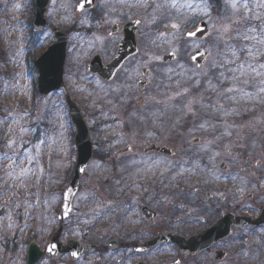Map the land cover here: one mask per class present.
Segmentation results:
<instances>
[{"label": "rangeland", "instance_id": "rangeland-1", "mask_svg": "<svg viewBox=\"0 0 264 264\" xmlns=\"http://www.w3.org/2000/svg\"><path fill=\"white\" fill-rule=\"evenodd\" d=\"M79 1L49 0L47 24L40 33H34L31 26L33 0H0V53L3 55L0 57V122H3L0 123V154L17 151L22 156L36 155L39 162L27 165L25 160V166L32 167L33 172L21 176L19 167H7L9 161L0 158V264H25L29 241L34 240L44 249L58 228L62 192L71 177L76 156L72 141L74 126L65 104L67 96L85 118L94 157L80 181L73 212L63 224L62 242L85 234L89 228L92 232L101 231L103 223L111 221L113 212L122 203L121 184L140 185L136 186V191L141 188L142 192L152 188L157 204H177L182 196L194 204L191 197L199 190L197 180L204 178L208 183L219 180L218 175L222 173L219 163L233 156L234 147L245 146L246 156L255 158H260L263 150L264 96L240 95L231 101L219 95L223 90L218 79L222 69L211 68L210 62L218 59L217 52L223 49V43L217 42L211 25L203 39L184 38L187 31L208 19L199 8L195 11L186 8L177 11L169 6L157 9L156 5L165 4V0H143V3L140 0H94L91 9L76 13ZM185 2L198 5L202 0H178L180 4ZM256 2L250 0L252 4ZM222 7L216 14L211 11L213 19L228 15L230 9L226 0ZM153 16L157 19L150 23ZM131 19L141 20L136 32L137 54L110 83L88 74L85 65L93 55L98 54L104 62L115 52L121 35L109 34L111 26ZM176 22L181 24L182 31L169 28L165 32L166 24ZM55 27L67 32L63 87L41 95L34 88L37 73L31 58L55 42ZM162 32L164 36L160 35ZM233 43L239 46L238 41ZM198 49L209 54L200 69L189 61ZM169 52L176 53L175 60L163 63L161 56ZM157 56L159 60L155 59ZM143 68L152 72L149 76L152 84L143 93L145 104L123 115L124 105L131 96H136V81ZM197 79L201 81L198 86ZM258 79L240 86L255 93L252 85ZM209 80L217 85L215 91L209 87ZM227 86L225 83L224 87ZM184 88L190 90L187 96L168 99ZM193 98L202 100L205 106L198 105L195 116H185L180 106ZM217 104H222L223 110L208 107ZM102 106L106 107L105 111ZM154 121L158 135L147 137L145 132L153 129ZM202 123L206 124L205 129L199 128ZM22 128L28 131L21 132ZM10 138L16 140L13 149L7 147L6 141ZM196 138L198 142H194ZM129 142L134 148L131 154L124 160H114L113 152ZM151 142L170 147L175 156H144L142 149ZM25 147L27 153L23 152ZM93 164L99 167H91ZM39 165L43 166V173L39 172ZM9 185L13 186L10 190ZM103 203L110 207H102ZM107 211L110 216L103 219ZM54 263L49 256H42L37 262Z\"/></svg>", "mask_w": 264, "mask_h": 264}, {"label": "flooded vegetation", "instance_id": "flooded-vegetation-1", "mask_svg": "<svg viewBox=\"0 0 264 264\" xmlns=\"http://www.w3.org/2000/svg\"><path fill=\"white\" fill-rule=\"evenodd\" d=\"M150 86L149 80L143 91L134 92L136 96L124 105L123 115L144 106L143 93ZM140 98L144 101H138ZM232 150L233 156L223 162L219 180H197L199 190L191 197L194 204L183 196L177 204H157L152 188L143 192L139 188L140 193L136 191L140 185L121 184L119 194L124 198L111 221L104 222L99 232L89 228L85 234L69 238L95 248L75 259L60 254L54 264H264V219L258 223L264 211V187L260 186L264 181V142L260 158L247 157L242 146ZM131 151H119L115 158L124 160ZM232 176L243 177L248 185ZM240 187L243 192L238 191ZM105 206L110 207L103 203ZM109 216L107 211L103 219ZM240 216L246 219L238 222Z\"/></svg>", "mask_w": 264, "mask_h": 264}, {"label": "snow or ice", "instance_id": "snow-or-ice-1", "mask_svg": "<svg viewBox=\"0 0 264 264\" xmlns=\"http://www.w3.org/2000/svg\"><path fill=\"white\" fill-rule=\"evenodd\" d=\"M93 0H80V3L75 6L77 12H83L85 9V5L92 4ZM143 3V0H140ZM211 5L212 0H202V2L198 5H194L190 2H185L183 4L178 3V0H165V4H157L156 8L160 9L165 6H169L177 9L179 11L180 8H186L189 11H195L197 8L203 13L204 16H207V20L205 23L199 27H195L194 30H189L186 32L187 37H197L198 34L203 36L207 30L208 25H211L212 32L216 36V40L218 43H223V49H218L217 55L218 59H215L210 62V67L213 69H222L219 71V86L223 89L219 95L225 99L235 101L238 96L243 95L247 98H253V96L260 97L264 96V0H257L256 3H250V0H226V5L230 9L228 15L224 17H220L217 19H213L211 15ZM144 6H147L144 4ZM16 7H20V5H16ZM67 19V17H65ZM156 17L153 16L152 21L150 23H154L156 21ZM137 24L141 23V20L137 19L135 21ZM81 23H87V20H81ZM174 29L177 32L182 31L181 24L170 23L165 25V30ZM161 36H164V33H160ZM234 41L239 42V46ZM173 52L171 55H175ZM205 52H198L197 55L203 57ZM241 56L244 59H241ZM156 60H159L160 57H155ZM191 59L193 61L197 60V56H192ZM147 67V65H145ZM199 67V65H197ZM168 71H172L168 69ZM227 73V74H226ZM203 73H194V75H200ZM259 77L260 79L256 80V83L253 84V88L255 89V93H249L245 90L244 87L240 85H249L253 79ZM201 83L199 79L196 80V85L198 86ZM209 87L214 91L217 88V85L212 84L211 80H209ZM225 83L228 84L227 87H224ZM189 89L184 88L182 91H178L173 93L170 96L169 100H175L176 98H182L189 94ZM204 107L202 100H197L195 98L189 99L187 103L180 106V111L185 115H196L195 108L197 106ZM208 107H213L218 110H223L222 104L217 105H208ZM234 111V110H230ZM228 113L226 112L225 115ZM11 115V113L9 114ZM135 116V113H133ZM3 123V122H0ZM153 129L150 131H146L145 135L147 137H154L158 135V129L155 126V121L153 122ZM175 125H173V128ZM200 129H205L206 124L202 123L199 125ZM9 132L12 131L11 127H9ZM28 129H21V132H27ZM230 135V133H225ZM135 136V133H133ZM7 147L9 149H13L16 145L15 139H8L6 141ZM26 143V142H25ZM40 143H43L41 141ZM211 143V141H209ZM35 150L39 152V144L35 146ZM126 151L132 150L131 142L126 143L125 145ZM229 155H231V147L227 148ZM23 152L27 153V148L23 149ZM218 156L219 153H216ZM0 158L8 160L9 164L7 167L16 168L19 167L20 175L25 176L30 172H33V168L29 166H25V160L27 165H33L36 163L39 164L38 158L36 155H27L22 156L21 153L17 151H12L11 154L9 152H5L0 154ZM233 161H238V157H232ZM91 167H99L97 164L91 165ZM257 167H259V163H257ZM38 170L40 173H43L44 169L42 165H39ZM81 172H85V168H80ZM7 175L11 176L12 172H7ZM233 180L240 179L242 185L247 186L248 181L243 177H231ZM39 179V177H37ZM175 179V177H173ZM261 187H264V181H262ZM13 186L9 185L8 189L10 190ZM238 191L243 192L244 187L238 188ZM71 193V189H68V194ZM7 194V192L3 193ZM166 199V198H165ZM67 208V205H65ZM67 211L64 215H67ZM56 248L55 244H50L46 248V251L52 253ZM77 253L73 252L72 256H76Z\"/></svg>", "mask_w": 264, "mask_h": 264}, {"label": "water", "instance_id": "water-1", "mask_svg": "<svg viewBox=\"0 0 264 264\" xmlns=\"http://www.w3.org/2000/svg\"><path fill=\"white\" fill-rule=\"evenodd\" d=\"M48 0H34V19H33V30L35 32L40 31L44 25L46 24L45 19V10L47 6ZM92 4L85 5V9L92 7ZM136 20L129 21L125 25L122 26L120 31L124 33V39L121 40L118 46V51L111 62L107 64H101L98 61V57H95L89 64H88V71L91 73H95L101 78L105 80H109L112 78L116 70L120 67L123 61L131 54L135 52V40L134 36L136 33V28L138 24L135 22ZM203 25V24H201ZM116 27H113L111 32H115ZM207 32L203 35L205 36ZM198 34L197 37L194 38H201ZM55 37L56 42L51 44L49 48L41 54L38 58H33L32 62L38 72L36 90L38 93L47 94L51 91L57 90L62 85V73H63V63H64V56H65V45H66V36L62 31L55 29ZM187 37V36H186ZM198 52H204L203 50L197 51L192 56H197V60L193 61L199 67L205 61L207 57V53L200 57L197 55ZM174 55L166 54L162 57L163 61H170ZM191 56V57H192ZM66 104L68 107V112L71 117V121L75 127V134H74V145L76 148V163L74 166L73 176L70 180L67 188L64 190L63 194V203L61 206V212L58 216L59 220L62 222L71 212V203L72 199L77 191V186L79 179L83 172L80 171V168H85L88 161L92 157V143L88 133V127L85 124V121L78 109V107L70 101L68 98L66 99ZM149 150H155L165 155H172L173 152L166 148V147H158L154 144L150 145ZM68 189H71V193L68 194ZM67 205V208L65 207ZM67 211V215L64 213ZM246 218L239 217L237 219L238 222L244 221ZM264 219V211L260 215L258 223H262ZM59 232H56L55 236L51 239L50 244H55L56 248L52 253L46 251L47 254H50L52 259L57 258L60 252H68L71 257L74 259L78 257V255L83 251H90L94 248L93 245L88 246L85 244L75 243L73 241H68L65 243L64 247L61 249L62 244L57 241V236ZM48 247V246H47ZM76 252V256H72V253ZM42 251L39 250L38 246L35 244L34 241H31L28 245L27 249V256H26V264H35L37 260L40 258Z\"/></svg>", "mask_w": 264, "mask_h": 264}, {"label": "trees", "instance_id": "trees-1", "mask_svg": "<svg viewBox=\"0 0 264 264\" xmlns=\"http://www.w3.org/2000/svg\"><path fill=\"white\" fill-rule=\"evenodd\" d=\"M214 1H218V0H214ZM213 4V3H212ZM221 9V8H220ZM2 55V53H0V56Z\"/></svg>", "mask_w": 264, "mask_h": 264}]
</instances>
